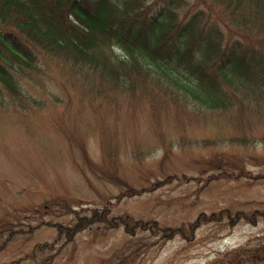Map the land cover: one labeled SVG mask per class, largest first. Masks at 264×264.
Segmentation results:
<instances>
[{
    "label": "rangeland",
    "instance_id": "374dc122",
    "mask_svg": "<svg viewBox=\"0 0 264 264\" xmlns=\"http://www.w3.org/2000/svg\"><path fill=\"white\" fill-rule=\"evenodd\" d=\"M89 1L24 100L0 105V264H264L235 254L264 242V220L217 215L264 209L258 49L192 0ZM104 207L181 230L94 223L67 241L41 223ZM37 242L51 248L25 259Z\"/></svg>",
    "mask_w": 264,
    "mask_h": 264
},
{
    "label": "trees",
    "instance_id": "16d2710c",
    "mask_svg": "<svg viewBox=\"0 0 264 264\" xmlns=\"http://www.w3.org/2000/svg\"><path fill=\"white\" fill-rule=\"evenodd\" d=\"M192 6L202 8L210 19L222 26L227 42L238 39L253 44L261 55L264 67V0H192ZM89 7V0H0V105L6 102V98L12 101L24 100L21 92L22 79L40 72L43 62L57 61L62 47L79 34L75 20ZM140 14L134 12L131 17L137 19ZM145 80V73L139 75L128 90L133 93L139 88L138 85L144 88ZM262 110L264 112V106ZM87 164L96 170L95 163L87 160ZM111 179L123 183L113 174ZM217 215L218 218L221 216L228 218L232 223L240 218L252 222L257 217L264 220V209H254L250 213L237 209L233 212L223 209ZM214 216L215 213L208 215ZM129 218L128 215L110 213L108 208L104 207L78 214L69 223L59 220H45L41 223L54 226L58 236H63L67 241L94 223H101L107 228L121 225L130 234L136 227L151 228L162 237H169L181 230L178 227L158 225L156 221L136 219L131 222ZM6 231L7 240L24 229L9 227ZM50 248V244L37 242L24 258H31L36 251ZM235 252L247 253L249 258L264 263V242L254 247L238 248ZM18 261L19 259L15 262Z\"/></svg>",
    "mask_w": 264,
    "mask_h": 264
}]
</instances>
